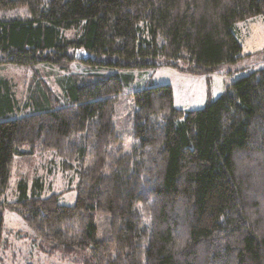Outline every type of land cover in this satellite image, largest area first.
Returning <instances> with one entry per match:
<instances>
[{"label": "trees", "instance_id": "obj_1", "mask_svg": "<svg viewBox=\"0 0 264 264\" xmlns=\"http://www.w3.org/2000/svg\"><path fill=\"white\" fill-rule=\"evenodd\" d=\"M20 8L26 16L7 13ZM261 14L264 0H0V65L77 59L219 73L264 60V48L242 54L235 33L237 22ZM245 69L190 111L173 105L170 85L135 90L136 144L125 153L114 119L118 73L66 76L61 97L37 85L20 117L0 87V248L6 207L34 242L72 263L80 251L94 264H264V67ZM36 149L76 178L73 204H58L61 192L42 196L39 175L29 185L21 176L7 200L14 156Z\"/></svg>", "mask_w": 264, "mask_h": 264}, {"label": "rangeland", "instance_id": "obj_2", "mask_svg": "<svg viewBox=\"0 0 264 264\" xmlns=\"http://www.w3.org/2000/svg\"><path fill=\"white\" fill-rule=\"evenodd\" d=\"M26 8L16 9L7 12L12 16H26ZM235 33L242 45V54L254 53L264 48V14L257 16L251 21L237 22ZM76 30L68 31V37H74ZM76 57H80L75 52ZM262 64L254 66V71L264 67ZM258 62V63H259ZM253 61H243L235 65H225L217 74L213 75L189 74L178 71L173 67H156L145 69H115L107 65H90L79 60L71 61L60 67L51 64H41L33 66L13 65L10 63L0 65V87L9 91L15 101V114L19 117L29 113L27 102L30 100L34 89L46 86L53 94L62 96V85L66 76L74 78L76 75H85L88 72L95 73H118L121 78L122 91L115 96V129L121 136L123 152H131L136 141L131 135L132 115L135 110L133 95L135 90L143 89L147 86L170 85L173 93V105L184 111L200 109L206 101L214 100L224 93L226 88L239 76L241 68L247 67ZM247 70V68H246ZM237 73V74H236ZM39 85L38 88L36 86ZM14 156L12 174L9 178L5 190L8 201H13L19 193L17 190L18 181L21 176H25L28 185L31 184L35 175L45 179L42 196L51 193H60L58 204L71 205L76 197V178L70 173H62L56 168L53 169V153L50 151H40L36 149L33 154L26 156L23 161H17ZM27 159V160H26ZM52 168V169H51ZM48 169H51L47 171ZM3 232L0 258L2 264H94L86 253L77 251L73 256L77 261L72 263L62 258L59 252L48 253L50 247L44 244L40 246L34 242L31 235V228L24 222L22 216L15 210L4 208L3 210ZM103 215H96L98 222V234L105 236V222ZM103 227V228H102Z\"/></svg>", "mask_w": 264, "mask_h": 264}, {"label": "crops", "instance_id": "obj_3", "mask_svg": "<svg viewBox=\"0 0 264 264\" xmlns=\"http://www.w3.org/2000/svg\"><path fill=\"white\" fill-rule=\"evenodd\" d=\"M249 21V20H248ZM251 21V20H250ZM263 62H264V60H263ZM259 64L261 65L262 63L261 62H259V63H249L248 65H247V70L245 69V73H248V71H254V69H255V67L254 66H259ZM239 73H241V72H239ZM239 73H238V75H239ZM214 74V73H213ZM213 74H207V75H213ZM218 74V73H217ZM237 74V73H236ZM198 76H201V75H198Z\"/></svg>", "mask_w": 264, "mask_h": 264}, {"label": "bare ground", "instance_id": "obj_4", "mask_svg": "<svg viewBox=\"0 0 264 264\" xmlns=\"http://www.w3.org/2000/svg\"><path fill=\"white\" fill-rule=\"evenodd\" d=\"M50 94V93H49ZM53 97V96H52ZM27 160V159H26Z\"/></svg>", "mask_w": 264, "mask_h": 264}]
</instances>
